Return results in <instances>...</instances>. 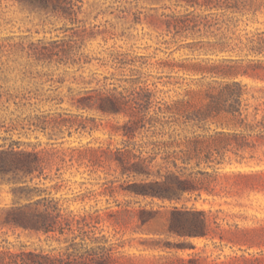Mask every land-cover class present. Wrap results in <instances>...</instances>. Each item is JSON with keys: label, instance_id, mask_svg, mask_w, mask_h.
I'll return each instance as SVG.
<instances>
[{"label": "rangeland", "instance_id": "obj_1", "mask_svg": "<svg viewBox=\"0 0 264 264\" xmlns=\"http://www.w3.org/2000/svg\"><path fill=\"white\" fill-rule=\"evenodd\" d=\"M262 1L254 16L250 12L240 15L230 10L196 8L200 13H213L205 18L209 26L200 25L192 34L174 17L186 12L183 0H80L77 1L81 4L80 21L75 24L50 13L30 11L14 0H0L3 23L0 25V54L5 50L1 45L7 42L48 40L73 32L83 33L84 24L93 36L87 35L81 40V50L108 61L101 64L97 58H92L78 70L75 67L64 70L62 65H37L21 70L17 62L13 68L0 64V89L9 88L13 93L23 92L29 97L23 100V105H16L12 99L4 101L7 95L1 98L0 149L19 145L28 150H40L46 163L44 174L32 180L26 176L27 182L45 189L43 194L60 198L59 203L73 213L97 209L100 221L94 235L99 238L104 235L108 242L123 243L115 253L121 256L123 264H162L158 254L172 252L182 256L200 252L209 258L219 256L218 260L232 256L231 263L226 264H264V138H251L256 144L253 156L245 152V156L239 158L227 151L220 163L200 164V169L214 176L210 183L213 192L201 190L197 198H194L195 193H186L182 201L207 211L209 234L181 237L167 228L171 207L180 203L136 193L132 185L141 177L122 174L115 159L116 148L131 146V142L140 148L142 141L154 137L136 130L129 139L123 135L128 120L125 112L84 110L76 108L70 100L71 93L84 88L115 86L128 93L133 87L146 86L152 93L149 114L154 113L157 105L170 104L176 98L205 101L206 82L222 78L218 72L226 63L221 62L222 58H240L241 69L248 67L252 73L234 77L247 84L249 93L245 96L264 94L259 90L264 88ZM71 25L73 29L64 30V26ZM219 39L225 42L223 49L206 43ZM116 55L125 60L121 66L112 60ZM23 70L27 74L47 72L52 79L64 76L65 80L59 83L46 80V76L30 78L32 74L22 79ZM80 74L90 82L83 84ZM45 95L62 97L63 101L40 100ZM248 102L251 112L248 119L256 122L264 110L259 109L253 119V104L259 99L250 97ZM187 129L209 134L220 127L209 121L205 129L190 124ZM53 183L59 188L50 187ZM17 185L18 182L0 175V207L16 199L17 192L13 188ZM141 207L160 212L151 221L142 223L138 217ZM156 240L161 246H152ZM166 241L171 244L190 242L194 248H170ZM61 244L56 236L49 238L41 232L0 223L1 246L18 250L22 245L48 249Z\"/></svg>", "mask_w": 264, "mask_h": 264}, {"label": "trees", "instance_id": "obj_2", "mask_svg": "<svg viewBox=\"0 0 264 264\" xmlns=\"http://www.w3.org/2000/svg\"><path fill=\"white\" fill-rule=\"evenodd\" d=\"M14 1L30 11L50 13L72 24L80 21L78 13L81 11V4L77 2L80 0ZM183 1L186 12L174 17L192 34L199 30L200 25L208 27L205 18L209 13H213V11L200 13L196 8L230 10L240 15L250 12L254 16L263 4L262 0ZM2 24L0 20V25ZM73 26H64V30L73 29ZM81 29L83 33L73 32L60 38L48 40L38 38L27 42L18 40L2 44L1 47H5V50L0 54V64L13 68L17 62L21 70L37 65H62L64 70L68 67H75V70H78L92 58H97L101 64H107V59L91 57L81 50V40L87 35L93 36L91 30L86 31L84 24ZM206 43L212 48L219 46V49H223L225 46V42L220 39ZM17 56L24 57L25 60L19 61ZM112 60L119 66L125 63V60L117 55L113 56ZM241 61L240 58L221 59V62H226L218 71L222 78L206 82L205 101L195 102L191 98H176L170 104L157 105L152 114L147 113L152 104V93L146 86L133 87L128 93L117 90L115 86L84 88L71 93V104L76 108L84 110L97 108L104 113L125 112L128 120L123 135L129 139L134 137L136 130L154 137L142 141L139 144L142 148L134 145L135 142H131V146L116 148L115 159L122 174L141 177L139 182L132 185L136 193L180 203L171 207L167 228L169 232L181 237H205L209 234L207 211L196 208L193 203L188 206L182 201L186 193H195L194 198H197L201 190L213 192L210 183L214 176L207 170L200 169V164L203 162L207 164L210 161L220 163L225 159L227 151L233 152L239 158H243L245 152L253 156L256 144L251 138H264V111L256 122L248 119L251 114L248 111L249 98L259 99L258 103L253 104L254 119L259 109L264 110V94L258 97L252 93L250 97L245 96L249 93L247 84L234 77L242 73L248 75L252 73L248 67L241 69ZM28 74H32L30 78L46 76V80H55L59 83L65 80L64 76L52 79L47 72L37 71ZM28 74L23 70L21 78L29 76ZM79 78L83 84L90 82L85 81L81 74ZM3 79L7 80V77ZM259 90L264 92L263 87ZM4 95H7L4 101L12 99L16 105H23L25 104L23 100L29 99L25 93H13L9 88L0 89V100ZM40 98L55 99L56 103L63 101L62 97L53 95ZM209 121L214 122L220 129L209 134L187 129L188 124L205 129ZM72 151L69 154L70 158L73 156ZM45 166V158L40 150H28L20 148L19 145H9L0 149V175L19 184L13 188L17 192L16 199L10 205L0 207V223L41 232L49 238L56 236V240L62 244L48 249L40 247L30 249L22 245L18 250L0 245V264H123L121 256L115 255L116 248L123 243L108 242L104 235L100 238L94 235V228L100 221L97 209L73 213L59 203L60 198L43 194L45 189H39L36 185L31 186L27 182L26 176H29L30 180L40 178L44 174ZM44 178L51 179V176L44 175ZM50 187L58 189L59 185L53 183ZM159 212L141 207L138 210V217L144 223L154 219ZM166 244L170 248L180 250L186 247L194 248L192 243L185 241L173 244L166 241ZM152 246L161 245L156 240ZM158 256L162 259V264H226L231 263L233 259L232 256H227L226 260H218L219 256L209 258V255H202L200 252H189L186 256L175 252L168 255L160 253Z\"/></svg>", "mask_w": 264, "mask_h": 264}]
</instances>
